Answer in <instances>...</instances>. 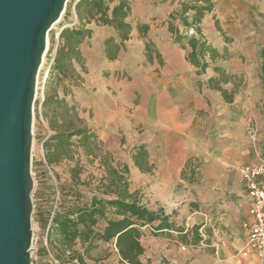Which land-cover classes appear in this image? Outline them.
I'll use <instances>...</instances> for the list:
<instances>
[{
  "label": "rangeland",
  "instance_id": "obj_1",
  "mask_svg": "<svg viewBox=\"0 0 264 264\" xmlns=\"http://www.w3.org/2000/svg\"><path fill=\"white\" fill-rule=\"evenodd\" d=\"M212 1L215 4L214 10L204 16L201 28L208 41L220 52H223L224 48L227 49V56L218 59L215 64L224 67L229 73H231L227 70L229 65L236 69L245 64L251 68L259 66L262 58L264 60L262 48L264 29H262L260 18L256 15L251 17L247 13L243 6V0ZM163 3L171 5L173 10L176 2L175 0H130L132 12L128 20L133 26L137 22H144L140 19L139 14H153L157 7H162ZM149 6L150 10L147 11ZM232 10H236L237 13L232 15ZM65 14L66 8L61 19L52 26L48 33L46 51L36 80L30 167L32 177L30 264H128L120 260L114 240L109 242L94 241L92 248L87 247V242L81 245L78 240H75L69 249L67 245L63 246L58 242V237L54 234L55 230L52 227L54 210L59 209V203L62 200L72 201L75 196L73 191L84 195L86 199H89L93 194L104 198L113 196L110 192L103 193L109 189L107 185L110 180L109 174L102 165V158L111 162L110 164L113 166H116V162L126 163L129 167L130 192H133L135 198L148 208L170 215V220L173 221L172 228L167 231L154 232L149 225L141 228L143 235L140 241L144 247V252L140 257L142 264H237L233 255L224 263L223 259L230 256L231 253L227 254L224 246H220L219 250L215 246V244L221 245L222 233L216 237L209 221L204 223V221H200L201 218L195 220L190 218L196 209L199 210L196 190H198V184L203 185L201 163L204 159L202 156L191 160V165H196L193 167L194 171L191 172L192 169L187 167L185 170L186 179L181 177V181L176 184L169 205L173 207L165 208L153 201L149 192L150 177L148 180H144L143 174L134 166L132 159L134 147L143 144L146 131L142 117L143 106L137 108V105L143 103L145 72L154 73L161 69L157 61L154 60L152 64L147 62L144 50L142 52L143 60L139 59L141 52L134 45L131 48H125L123 55L119 58L118 69L114 72V78L118 82L116 81L114 85L120 88L116 94L118 107L121 108L125 105L128 107V111L120 113L124 129L119 130L120 136L117 140V137L109 133L108 127L104 126L106 122H109L108 112L104 108H107L108 102L99 91L100 88L93 95L94 85L86 88L85 84L87 80H93L96 85L97 82H102V77L107 76L109 72L103 70L101 76L93 67V73L89 75L86 65L87 71L83 72L81 67L75 63L74 66L81 77L73 76L70 80L51 78L48 75L49 64L58 44L55 34L59 32L62 24L70 23V17H74L72 8L67 20L64 19ZM214 17L219 20L224 33L215 28ZM159 19L157 15H151L148 22L149 24L155 22L159 24ZM51 32L54 35L53 42H51ZM226 36L229 38L228 42H226ZM52 44L51 51L47 53ZM249 57L250 60L247 61ZM262 68L264 73V65ZM192 72L194 73V67H192ZM233 75L235 78L223 86L228 90H233L236 87L238 91L243 83V76L242 74ZM210 76H216L212 67L199 75L201 81H197V83H206ZM47 96L51 99L46 106H43L42 100ZM56 98H63L66 106L56 102ZM36 100L38 104L35 110ZM257 108L263 112L264 99L261 98L257 102ZM76 116L82 118L94 132L98 128L94 129L92 123H99L101 129H105L103 133H105L108 142L99 145L100 138L98 136L95 139V144L100 148H94L92 154H86L85 149L79 145L78 137L73 136L70 139L67 157L60 151H54V145H50V147L44 145L48 136L55 132L52 126L58 130H61L62 127L76 126L79 123ZM125 118L130 123V125L128 124L131 126L130 128L124 122ZM194 125L199 131H208L211 141L215 137L217 123L213 114L211 115L208 111H199ZM250 127L249 123V129ZM105 150H108L111 155H106ZM54 152L55 161L47 162V155L54 154ZM116 169L120 170L119 167ZM75 173L77 175L73 177ZM187 179H192L193 182H189ZM191 198L194 201H185ZM114 217H116L114 210L107 208L105 218H99L95 229L102 230L106 225V219ZM235 246L237 247V244ZM57 253L62 256V259H57ZM77 254L82 256L83 263L79 262Z\"/></svg>",
  "mask_w": 264,
  "mask_h": 264
},
{
  "label": "crops",
  "instance_id": "obj_2",
  "mask_svg": "<svg viewBox=\"0 0 264 264\" xmlns=\"http://www.w3.org/2000/svg\"><path fill=\"white\" fill-rule=\"evenodd\" d=\"M243 3L251 17L256 15L260 18L264 29V0H243ZM166 4L157 7V12L153 14H139L140 19L146 23L151 15L160 18L159 24L156 22L149 24L148 37L161 53L164 64L159 67L160 70L154 73L147 71L144 75L143 103H139L137 108L143 106L142 117L146 129L143 144L146 145L148 160L153 167L149 172L136 168L143 174L144 180L150 177L149 192L153 201L165 208L173 207L169 206L170 200L176 184L181 181V171L186 162L189 159H198L197 156L203 157L204 161L201 163L203 185L198 184L196 190L199 210L196 209L190 218L193 220L201 218L200 221L204 223L209 221L216 237L222 233L221 245L215 246L217 250L224 246L227 254L231 253L223 259L226 263L231 255H236L245 239L242 221L247 216L248 200L239 168L254 160L255 149L264 155V110L261 112L257 108V102L261 98L264 99L263 58L260 65L255 68L248 64L238 69L231 65L227 67L231 73L243 76V83L230 103L223 100L219 91L208 88L205 83L199 88L197 81H201V78L192 72L193 66L186 60L185 50L173 41L168 31L167 20L172 6ZM149 10L150 6L147 11ZM236 13V10L231 11L232 15ZM73 15L74 17H70V23L75 21L76 24L74 9ZM87 27L92 29V34L80 44L88 69L87 74L93 73V67L100 73L98 75L102 76L103 70L109 74L102 77V82H97L96 85L93 80H87L86 88L94 85L93 95L100 88L99 91L108 102L107 108H104L108 112L109 122L104 126L108 127L109 133L118 140L119 130L124 129L120 113L127 112L128 107L125 105L118 107L116 94L120 88L114 85L117 81L114 72L118 69L117 63L125 48L136 46L141 52L139 59L143 60L144 43L133 28L131 38L124 42L117 59L109 61L103 53V40L115 35V31L110 26L97 25L94 21L87 24ZM262 48L264 50V43ZM248 59L250 60V57L247 61ZM201 110L213 114L217 123L216 135L212 141L209 139L208 131H199L194 125V120ZM124 122L128 128L131 127L127 119ZM92 126L94 129L98 128L95 132L100 140L107 143L108 140L103 133L105 129L102 130L99 123L93 122ZM185 201L194 200L191 198ZM167 230L169 229L164 231ZM250 264H264V259L260 261L251 258Z\"/></svg>",
  "mask_w": 264,
  "mask_h": 264
},
{
  "label": "trees",
  "instance_id": "obj_3",
  "mask_svg": "<svg viewBox=\"0 0 264 264\" xmlns=\"http://www.w3.org/2000/svg\"><path fill=\"white\" fill-rule=\"evenodd\" d=\"M175 2V7L169 13L167 20L168 31L171 33L173 41L185 50V58L194 67L195 74L205 73L209 67H212L216 76L208 77L206 86L219 91L225 102H232L237 88L228 90L223 85L231 82L235 76L227 72L224 67L215 64L218 59L227 56V49L224 48L223 52H220L208 41L201 28L204 16L214 10V1L175 0ZM73 3L77 23L64 27L59 32L58 44L48 71L49 77L70 80L73 76L81 77L74 66L75 63L81 67L83 72L87 71L80 44L92 34V29L87 27L91 21L97 25L110 26L115 31V35L108 36L103 40L102 48L107 60L117 59L119 51L124 47V42L131 38V32L135 28L144 43L146 61L152 64L156 60L160 67L164 64L161 53L148 37L149 23L137 22L133 26L128 20L132 12L130 0H70L66 5L65 20L70 15ZM214 25L218 31L223 32L216 17H214ZM50 36L51 42H53L52 32ZM228 41L229 38L226 36V42ZM52 47L53 44L47 53L51 51ZM201 85V82L197 83L199 88ZM50 99L49 96L43 98L41 104L46 106ZM56 102L61 105L65 104L63 98H56ZM37 104L36 100L35 110ZM76 119L79 122L76 126L62 127L61 130L52 126L55 132L48 136L44 145L46 147L54 145V151H60L66 157L70 148V139L73 136L78 137L79 145L85 149L86 154H92L94 148H100L99 145L103 142L100 140L99 145L95 144V139L98 138L96 132L92 131L79 116H76ZM51 142L54 144H50ZM104 153L108 156L111 155L108 150H105ZM54 156L55 152L47 155V162H54ZM132 159L134 165L141 171H151L153 166L149 163L145 144L134 147ZM102 160V165L109 174L110 180L107 185L109 189L103 193L110 192L113 196L104 198L93 194L89 199H86L84 195L73 191L74 199L67 202L63 198L64 200L59 203V209L53 212L54 234L58 237V242L63 246L67 245L69 249L75 240H78L81 245L87 242V247L91 248L94 247V241L109 242L114 240L121 261L128 264H142L140 257L144 252V247L140 241L143 235L141 228L149 225L154 232H160L172 228L173 221L170 220V215L148 208L135 198L133 192H130L129 167L126 163L116 162V166H113L105 158ZM191 160L186 162L181 171L182 178L186 179L185 170L187 167L192 169L191 172L194 171L193 167L196 165L192 166ZM116 167H119L120 170H117ZM76 175V173L73 174V177ZM187 180L193 182L192 179ZM107 208L113 209L116 217L106 219V225L102 230L95 229L99 218H105ZM58 258L62 259L59 253H57ZM77 259L83 263L81 255L77 254Z\"/></svg>",
  "mask_w": 264,
  "mask_h": 264
},
{
  "label": "water",
  "instance_id": "obj_4",
  "mask_svg": "<svg viewBox=\"0 0 264 264\" xmlns=\"http://www.w3.org/2000/svg\"><path fill=\"white\" fill-rule=\"evenodd\" d=\"M69 1L0 0V264H30L36 80Z\"/></svg>",
  "mask_w": 264,
  "mask_h": 264
},
{
  "label": "built area",
  "instance_id": "obj_5",
  "mask_svg": "<svg viewBox=\"0 0 264 264\" xmlns=\"http://www.w3.org/2000/svg\"><path fill=\"white\" fill-rule=\"evenodd\" d=\"M71 8L74 9V3ZM74 23L75 21L69 24L71 26ZM58 33L55 34L57 40ZM254 154L252 162L239 168L248 200V211L242 221L245 239L235 255L238 264H250L251 258L260 261L264 259V155L258 149H255Z\"/></svg>",
  "mask_w": 264,
  "mask_h": 264
}]
</instances>
